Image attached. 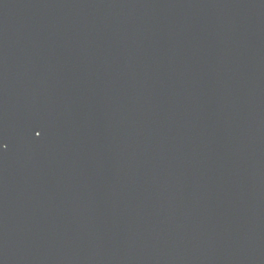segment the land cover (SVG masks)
Returning <instances> with one entry per match:
<instances>
[{
	"label": "water",
	"instance_id": "1",
	"mask_svg": "<svg viewBox=\"0 0 264 264\" xmlns=\"http://www.w3.org/2000/svg\"><path fill=\"white\" fill-rule=\"evenodd\" d=\"M0 264H264V0H0Z\"/></svg>",
	"mask_w": 264,
	"mask_h": 264
}]
</instances>
